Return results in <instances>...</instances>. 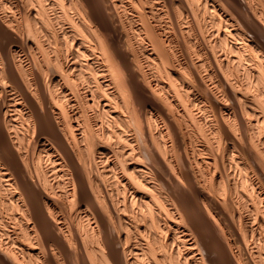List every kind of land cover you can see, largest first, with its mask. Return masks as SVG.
Here are the masks:
<instances>
[{"label":"bare ground","instance_id":"6f19581e","mask_svg":"<svg viewBox=\"0 0 264 264\" xmlns=\"http://www.w3.org/2000/svg\"><path fill=\"white\" fill-rule=\"evenodd\" d=\"M0 264H264V0H0Z\"/></svg>","mask_w":264,"mask_h":264}]
</instances>
